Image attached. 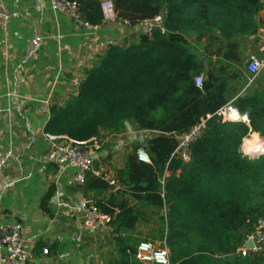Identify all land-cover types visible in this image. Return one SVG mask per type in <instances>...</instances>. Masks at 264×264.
Returning <instances> with one entry per match:
<instances>
[{"label": "trees", "instance_id": "1", "mask_svg": "<svg viewBox=\"0 0 264 264\" xmlns=\"http://www.w3.org/2000/svg\"><path fill=\"white\" fill-rule=\"evenodd\" d=\"M73 1L87 23L102 24L97 3ZM112 2L117 18L131 27L164 12L165 33L138 35V41L128 47L109 46L85 71L77 95L51 107L44 133L83 145L102 133L124 131L130 121L138 130L158 133L143 143L150 164L136 160L140 145L135 146L117 171L118 189L95 177L85 181L94 195L108 192L95 205L115 225L116 264H142L133 259L135 248L154 239L161 244L165 240L170 264H264L262 257L236 255L256 219L264 217V153L250 158L240 152L252 134L264 139V92L231 102L247 125L220 124L215 113L231 98L226 80L208 75L200 88L195 87L193 80L201 66L186 39L190 34L208 39L218 33L231 49L235 36L256 32L260 0ZM201 120L206 121L205 129L190 145V161L171 158L177 146L172 135ZM128 192L138 206L122 200ZM52 194L50 187L42 208ZM148 219L157 226L149 237L138 241L121 236Z\"/></svg>", "mask_w": 264, "mask_h": 264}, {"label": "crops", "instance_id": "2", "mask_svg": "<svg viewBox=\"0 0 264 264\" xmlns=\"http://www.w3.org/2000/svg\"><path fill=\"white\" fill-rule=\"evenodd\" d=\"M2 1L11 17L6 29V57L1 55L0 44V151L11 150L12 157L0 176V225H19L21 236L31 240L29 264H116L115 225L86 228L79 211L81 202H95L108 192L94 195L85 183L76 181L73 169L56 167L44 127L51 107L77 95L85 71L94 67L109 46L128 47L138 41L139 34L108 23L78 28L64 15L51 11L49 0ZM254 23L256 32L235 36L231 49L218 33L208 39L197 34L186 38L200 61L203 81L208 75L226 80L231 95L227 106L233 109L231 102L237 97L264 92V68L257 75L247 70L250 58L264 64V0ZM4 37L0 30V43ZM36 38L40 41L32 45ZM236 112L244 123L242 119H247ZM157 135L138 130L130 121L124 131L102 133L95 139L102 147L97 162L116 181L114 190L119 187L117 171L125 166L134 147L143 148L144 142ZM252 138L259 139L257 135ZM50 187L52 197L42 208ZM130 194H123L122 200L138 206ZM154 227V219L144 220L121 236L140 241L147 229ZM42 248L48 250L47 255L42 254Z\"/></svg>", "mask_w": 264, "mask_h": 264}, {"label": "built area", "instance_id": "3", "mask_svg": "<svg viewBox=\"0 0 264 264\" xmlns=\"http://www.w3.org/2000/svg\"><path fill=\"white\" fill-rule=\"evenodd\" d=\"M92 1L98 4L102 13V23H108L117 27H128L135 29L139 35L151 37L152 34L158 32L165 33L164 27V12L154 16L152 19H147L138 23L135 27H131L126 20L118 19L114 10L112 0H82ZM263 0H260L262 2ZM51 11L60 13L70 19L76 27L82 29H91L79 12L77 1L73 0H49ZM10 13L5 3L0 0V30L4 31L5 37L1 41V55H8V41L6 39V29L10 21ZM40 40L36 38L32 45H37ZM264 68V64L254 58L249 59L248 72L252 75L259 74ZM194 85L200 88L202 85V77L194 78ZM236 112L230 106H226L215 113L219 118V123L237 122L239 117L231 118V114ZM237 114V112H236ZM209 118V116H207ZM244 123L247 120L242 119ZM205 120L190 128L188 131L173 134L177 146L171 155V158H176L184 163L190 161V145L200 137L205 129ZM170 136V135H169ZM51 148L55 152L54 163L60 170L70 168L75 171V179L78 183L84 184L89 177L99 178L106 181L111 186H116V181L108 175L107 169L97 162L98 155L101 151V144L95 139L90 140L87 144H77L66 137H55L45 135ZM243 156L250 158L251 153H248L241 147ZM254 153V152H253ZM258 155L264 153V145ZM257 155V156H258ZM12 157L11 150L0 151V176L8 161ZM136 160L139 163L150 164V158L144 148H138L135 152ZM79 211L82 214L83 225L89 229H102L110 223V217L103 214L93 201H84L79 204ZM250 243V247L245 245ZM33 243L30 239H24L21 236V227L19 225H0V264H29L31 259V250ZM42 254L47 255L48 250L42 248ZM236 255L242 258H264V217L256 219L253 230L245 237V240L240 248L237 249ZM133 259L142 264H170L168 251L165 246V240L159 246L154 245L149 241L140 242L133 253Z\"/></svg>", "mask_w": 264, "mask_h": 264}, {"label": "bare ground", "instance_id": "4", "mask_svg": "<svg viewBox=\"0 0 264 264\" xmlns=\"http://www.w3.org/2000/svg\"><path fill=\"white\" fill-rule=\"evenodd\" d=\"M237 117V115L235 116V114H234V112L231 114V118H236ZM258 136V135H257ZM251 138V137H250ZM259 138V137H258ZM252 139V138H251ZM260 139V138H259ZM257 139V141H254V138H253V140H248L247 139V141H246V143L245 144H243V149L244 148H247L246 149V151L249 153V152H252L253 150H255L256 148V151H259L260 149H261V147H263V142H262V140L260 139ZM258 141H261L262 142V144H260V142H258ZM245 141H243V143H244ZM245 150V149H244ZM256 151H254V152H256Z\"/></svg>", "mask_w": 264, "mask_h": 264}, {"label": "rangeland", "instance_id": "5", "mask_svg": "<svg viewBox=\"0 0 264 264\" xmlns=\"http://www.w3.org/2000/svg\"><path fill=\"white\" fill-rule=\"evenodd\" d=\"M253 135H256V134H252L250 137L252 138V136ZM247 138L248 140H253V138L251 139V138ZM247 139L245 140V141H247ZM246 142H244L243 144H245ZM245 149V151H246V149L247 148H244ZM249 153H251L250 155H251V157H256L258 154L256 153V152H249ZM154 230H156V228H148L147 229V231H146V237H149V234H150V232L151 231H154ZM160 240H158V239H154V242H153V244L154 245H156V246H159V245H161V242H159ZM168 257H169V253H168Z\"/></svg>", "mask_w": 264, "mask_h": 264}, {"label": "water", "instance_id": "6", "mask_svg": "<svg viewBox=\"0 0 264 264\" xmlns=\"http://www.w3.org/2000/svg\"><path fill=\"white\" fill-rule=\"evenodd\" d=\"M257 154H258V153H257ZM245 246H246V247H250V243H247Z\"/></svg>", "mask_w": 264, "mask_h": 264}]
</instances>
